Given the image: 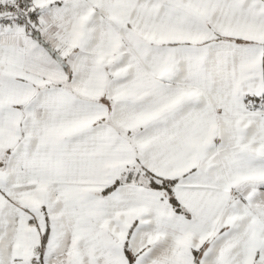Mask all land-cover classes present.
<instances>
[{"label":"snow or ice","instance_id":"6c2138e0","mask_svg":"<svg viewBox=\"0 0 264 264\" xmlns=\"http://www.w3.org/2000/svg\"><path fill=\"white\" fill-rule=\"evenodd\" d=\"M0 264H264V0H0Z\"/></svg>","mask_w":264,"mask_h":264}]
</instances>
